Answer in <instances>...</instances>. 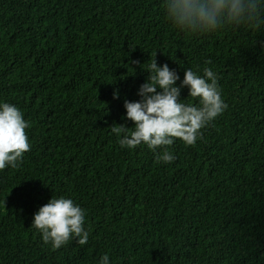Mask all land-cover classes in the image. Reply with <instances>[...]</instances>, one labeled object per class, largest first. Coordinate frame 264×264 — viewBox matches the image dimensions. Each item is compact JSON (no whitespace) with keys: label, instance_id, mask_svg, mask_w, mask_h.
Masks as SVG:
<instances>
[{"label":"trees","instance_id":"16d2710c","mask_svg":"<svg viewBox=\"0 0 264 264\" xmlns=\"http://www.w3.org/2000/svg\"><path fill=\"white\" fill-rule=\"evenodd\" d=\"M154 56L176 87L212 69L227 105L194 145L169 146V164L111 130L133 127L124 102L141 99ZM188 91L179 100L199 106ZM4 103L31 148L0 170V264H264V24L189 34L165 0H0ZM61 197L84 211L85 245L53 249L32 227Z\"/></svg>","mask_w":264,"mask_h":264},{"label":"clouds","instance_id":"9594fccd","mask_svg":"<svg viewBox=\"0 0 264 264\" xmlns=\"http://www.w3.org/2000/svg\"><path fill=\"white\" fill-rule=\"evenodd\" d=\"M165 8L173 26L189 34L232 26L258 29L264 24V0H165ZM146 72L149 73L147 80L137 92L141 99L124 102L125 118L133 127L113 125L111 130L119 137L122 148L135 149L142 144L153 152L162 148L156 159L169 164L175 159L169 146L175 140L194 145L202 135L201 130L219 117L227 105L221 98L217 75L210 68L203 70V77L192 69L185 70L179 87L174 86L179 79L176 72L167 64L158 67L155 56ZM184 87L188 88L189 97L199 99V106L179 100ZM113 98H117V94L114 93ZM28 127L17 107L0 104V170L7 166L16 168L23 154L30 151L25 132ZM84 217V211L71 199L51 198L34 215L32 227L53 249L61 248L73 238H78L79 245H85L88 232L83 228ZM108 261V256L104 255L100 264H108Z\"/></svg>","mask_w":264,"mask_h":264}]
</instances>
